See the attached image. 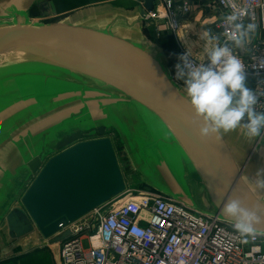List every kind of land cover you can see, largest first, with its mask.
<instances>
[{"label":"water","instance_id":"water-1","mask_svg":"<svg viewBox=\"0 0 264 264\" xmlns=\"http://www.w3.org/2000/svg\"><path fill=\"white\" fill-rule=\"evenodd\" d=\"M51 1L0 0V228L10 239L64 241L66 227L125 193L120 157L140 185L190 210L232 225L223 205L238 198L264 218L252 183L264 138L198 135L184 86L145 31L158 0L34 20Z\"/></svg>","mask_w":264,"mask_h":264},{"label":"built area","instance_id":"built-area-1","mask_svg":"<svg viewBox=\"0 0 264 264\" xmlns=\"http://www.w3.org/2000/svg\"><path fill=\"white\" fill-rule=\"evenodd\" d=\"M213 2L222 16L208 33L219 36L220 44L230 34L223 22L227 15L247 9L249 15L242 17L243 22L260 24L261 38L248 45L247 55L239 54L255 89L258 81L264 82V69L257 70L255 61V57L264 58V0ZM191 12L189 0H158L148 13L145 29L156 39L164 34L178 37L182 18H188ZM186 52L181 47L179 56ZM234 52L238 54L235 48ZM190 59L207 63L205 55H191ZM177 63L178 58L170 64V73L184 86L183 80L176 79ZM134 226L143 230L142 236L131 234ZM67 230L70 236L58 243L60 264H264V237H250L247 244H242L231 224L148 189L136 194L126 190L62 232Z\"/></svg>","mask_w":264,"mask_h":264},{"label":"clouds","instance_id":"clouds-1","mask_svg":"<svg viewBox=\"0 0 264 264\" xmlns=\"http://www.w3.org/2000/svg\"><path fill=\"white\" fill-rule=\"evenodd\" d=\"M247 9L234 12L224 18L227 40L218 43L219 36H210L208 32L199 34L202 41L212 39L217 43L206 48L207 63H196L186 52L178 57L180 63L175 65L176 79L183 80L186 99L193 115L199 121L198 135L202 139L244 129L250 140L264 138V86L258 81V87L248 86L247 66L239 54L248 51L252 36L258 30V24H245L242 17L248 16ZM178 35H180L178 33ZM181 36V35H180ZM182 37V36H181ZM256 69H264V58L255 57ZM252 183L258 191H264V168L258 169ZM223 214L232 221V227L238 234L240 242L247 244L249 238L264 235V218L253 209L243 206L238 198L229 199L223 205ZM131 234L142 236L143 230L133 227Z\"/></svg>","mask_w":264,"mask_h":264},{"label":"crops","instance_id":"crops-1","mask_svg":"<svg viewBox=\"0 0 264 264\" xmlns=\"http://www.w3.org/2000/svg\"><path fill=\"white\" fill-rule=\"evenodd\" d=\"M180 1H184V0H179V2ZM189 1L191 3L192 12L188 18H182V28L180 30V35L182 37L180 35L178 37H174V36H171V37L174 39V42L177 46V50H178L177 57L179 56L180 50L182 47L187 52L190 51L192 56L196 58H200L205 55L204 50L206 48H211L212 46H214L217 43V41L212 40V39L202 41L199 38V34H201L202 32H208L209 29L211 28L213 29V26L220 19L222 15H221V11L216 6V4L213 2V0H189ZM238 1H241V0H238ZM130 2L134 3V5L139 4V0H128L127 2H124V3L123 2L118 3L117 1L116 4H119L126 8H131L134 5L130 6L129 5L131 4ZM76 10L77 9L64 12V13H60V14H57V16H64ZM247 23H249V21L246 22V24ZM257 24L259 27H258L257 32L252 36L251 43L258 41L262 36L260 24L259 23ZM210 36L212 35L210 34ZM247 49H248V45H247ZM236 51L240 55H244V54L247 55V52H248V51L241 52L239 49H236ZM248 86L251 87L249 81H248ZM0 230H2V228H0ZM12 241L13 242L11 245H9L8 249L3 252L2 255L3 256L6 255V257L3 260H1L0 263L10 264L12 262L11 264H22L24 262V264H32V259L29 258L30 256L29 257L26 256L29 250H31L36 245L45 243L43 245L45 246L44 247L45 251L48 252L49 250H46V248L52 246V245H48V242L46 240H45L46 242H42L41 236L39 235L37 231H34L32 234H29L20 240H16V241L12 240ZM46 245H48V247ZM53 246L56 247L58 257H59V244H55ZM53 246H52V249H54ZM10 247L11 249H9ZM52 249L50 248V250ZM11 252L12 254H15L14 257L12 258L7 257V254H10ZM14 260H19V261L18 263L17 262L14 263L13 262Z\"/></svg>","mask_w":264,"mask_h":264},{"label":"rangeland","instance_id":"rangeland-1","mask_svg":"<svg viewBox=\"0 0 264 264\" xmlns=\"http://www.w3.org/2000/svg\"><path fill=\"white\" fill-rule=\"evenodd\" d=\"M117 1L118 3H122V2L124 3V2H127L128 0H52L50 3L46 4L43 7L44 13L42 12L41 15L35 16L34 20L49 21V20L61 17V16H57V14H60V13L72 11L75 9L79 10V9H82L88 6L98 5L100 3H115L116 4ZM130 3H131L129 4L130 6L134 5V3L132 2ZM107 135L111 137V139L114 141V144L117 149V147L119 146L116 144L115 134L108 133ZM119 162H120V166H121V169L124 174L125 181H126V187H127L126 190H128L129 192L133 194L143 191L144 189L137 182L136 180L137 178L135 177L134 172L130 169L129 161L123 157H120ZM1 228L2 230H0V261L6 257V255L3 256L2 254L4 251L8 249L9 245H11L13 242L8 235L7 227L3 225ZM39 235L41 236L40 233ZM41 239H42V242H46L42 236H41ZM43 244L41 243L39 245H36L31 250H29V252L27 253L26 256L28 257L30 256L29 258L32 259V264H60L56 247L52 245L54 247V249H52V246L48 247V245H46L48 247L46 248V250H49L48 252H46L44 248L45 246ZM50 248L53 251L50 250ZM9 249H11V247ZM37 249H42L43 252L37 255H32L31 257V254ZM14 255L15 254H12L11 252L10 254H7V257L12 258L14 257ZM22 264H24V262Z\"/></svg>","mask_w":264,"mask_h":264},{"label":"trees","instance_id":"trees-1","mask_svg":"<svg viewBox=\"0 0 264 264\" xmlns=\"http://www.w3.org/2000/svg\"><path fill=\"white\" fill-rule=\"evenodd\" d=\"M146 34L151 38L152 41L156 42L157 44H159L164 49V52L166 53V55L168 56V58L170 60V64H172L178 58L177 57V54H178L177 46L174 42V39L171 37V35H165L164 34L160 38L156 39L155 36L153 34L151 35L148 31H146ZM115 137H116V135H115ZM140 186L143 189H147V188L143 187L142 185H140ZM41 252H43L42 249H37L31 255H37V254H40ZM18 261L19 260H14L13 262L18 263ZM0 264H4V263H0Z\"/></svg>","mask_w":264,"mask_h":264},{"label":"flooded vegetation","instance_id":"flooded-vegetation-1","mask_svg":"<svg viewBox=\"0 0 264 264\" xmlns=\"http://www.w3.org/2000/svg\"><path fill=\"white\" fill-rule=\"evenodd\" d=\"M89 139L91 140V139H93V138H85V140H89Z\"/></svg>","mask_w":264,"mask_h":264}]
</instances>
